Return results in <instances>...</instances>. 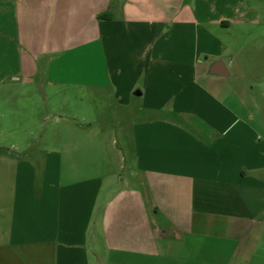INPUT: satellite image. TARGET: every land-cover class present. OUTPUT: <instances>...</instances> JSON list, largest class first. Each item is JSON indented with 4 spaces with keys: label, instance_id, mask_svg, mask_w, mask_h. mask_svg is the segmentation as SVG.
<instances>
[{
    "label": "crops",
    "instance_id": "1",
    "mask_svg": "<svg viewBox=\"0 0 264 264\" xmlns=\"http://www.w3.org/2000/svg\"><path fill=\"white\" fill-rule=\"evenodd\" d=\"M263 16L264 0H0V264H264L263 105L222 57Z\"/></svg>",
    "mask_w": 264,
    "mask_h": 264
},
{
    "label": "rangeland",
    "instance_id": "2",
    "mask_svg": "<svg viewBox=\"0 0 264 264\" xmlns=\"http://www.w3.org/2000/svg\"><path fill=\"white\" fill-rule=\"evenodd\" d=\"M256 27L257 29L255 32V40H253L251 43L247 42V44H253L254 46L247 45L246 48L241 49L238 60L231 61L232 52H228V54H225V56L222 55V57L225 58V61L229 66L230 73L232 75L238 76V80L232 77L230 78L228 88H230L231 90L234 88H238L243 93V96L247 100L246 101L247 104H252L254 106L255 104H257V106H260L262 104L263 109L261 110V115L264 117V16H263L262 24ZM229 99L231 101L233 100L236 101V103L234 104H238L237 97H233L232 95V97H229ZM7 100H8L7 105L14 104L15 100L13 99L9 100V97H7ZM113 101L114 98L112 96L111 98H106V100L104 99L102 101L103 109L105 110L106 108L112 107L113 104H115ZM26 104L33 105V103H29V102ZM136 105L137 104H133V106ZM54 106L55 108L61 109L60 106H56V105ZM54 106L49 105L43 107L42 109H38V113L35 114V120L36 121L38 120V122L36 123H43L45 120H47V124L50 126V124L55 121V114L51 113ZM49 112L51 114H49ZM110 114L112 116V113L103 112L102 116L106 117ZM22 115L24 116V114ZM118 115L122 116L123 117L122 119H125L126 117H129L132 114L123 113ZM26 120H24V122ZM31 130L34 131L36 134L43 132L42 128L39 126L38 127L34 126L31 128L23 127L21 128L20 132L27 135V133L30 132ZM122 130L125 131L123 127L120 126L118 132L120 137L124 139V133L122 132ZM32 147H34L35 154H41V149L47 146L42 144H37L36 142H34ZM124 171L126 173V170Z\"/></svg>",
    "mask_w": 264,
    "mask_h": 264
},
{
    "label": "water",
    "instance_id": "3",
    "mask_svg": "<svg viewBox=\"0 0 264 264\" xmlns=\"http://www.w3.org/2000/svg\"><path fill=\"white\" fill-rule=\"evenodd\" d=\"M210 73L225 75L228 73L227 67L222 60H217L214 62L210 68Z\"/></svg>",
    "mask_w": 264,
    "mask_h": 264
}]
</instances>
